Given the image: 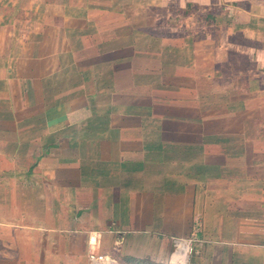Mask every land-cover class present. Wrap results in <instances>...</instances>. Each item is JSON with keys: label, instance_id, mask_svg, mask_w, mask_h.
Returning <instances> with one entry per match:
<instances>
[{"label": "crops", "instance_id": "obj_1", "mask_svg": "<svg viewBox=\"0 0 264 264\" xmlns=\"http://www.w3.org/2000/svg\"><path fill=\"white\" fill-rule=\"evenodd\" d=\"M26 2L0 11V264H161L189 238L195 264H264V26L243 17L264 0H186L171 25Z\"/></svg>", "mask_w": 264, "mask_h": 264}, {"label": "rangeland", "instance_id": "obj_2", "mask_svg": "<svg viewBox=\"0 0 264 264\" xmlns=\"http://www.w3.org/2000/svg\"><path fill=\"white\" fill-rule=\"evenodd\" d=\"M29 1L27 0V5L29 6ZM35 1V0H33ZM53 1H61V0H53ZM186 0H122V2L117 3V5L119 7H121L123 10H128L131 12H139L140 14H144L146 15L147 13H149V16L151 17V20L153 19V22L158 21L157 24L165 22L169 25L174 24V21L181 18V16L183 15V10L179 9L180 6H182L184 4ZM87 2V0H86ZM236 4V3H235ZM27 6V7H28ZM13 7V0H0V11H11ZM190 9V10H189ZM232 9L235 10V12L238 13V10L235 8H230V12H233ZM192 10V11H191ZM188 11L192 12V16L191 18L188 19V21H183V25L187 26L189 29L199 26V27H204V21L208 20V18H206V14L207 11L204 9H199L194 8L193 6H191L190 8H188ZM178 12V13H177ZM176 14V15H174ZM141 15H137V21H139V19ZM145 17V16H144ZM245 18L246 21H248L250 23V20L254 23H250L251 24V28H249L250 30L254 28H256L258 25L259 26H264V17H259L260 19H262L261 21H258V19H256L255 16V20L252 19V17H250V19L247 16H243ZM155 26V25H153ZM256 26V27H255ZM151 27V26H150ZM187 28V29H188ZM204 34V32L202 33V35ZM259 34V35H258ZM232 35H226L225 36L228 38V41H232V42H241L243 41L244 38H240V36L238 37L237 35L233 36ZM254 35V32L251 31V37ZM260 33H257L256 35H254V37L252 38H257L261 41V37H260ZM229 36V37H228ZM213 40V38H212ZM215 40V38H214ZM264 41V38H263ZM214 42V41H212ZM194 248V251L192 254H194V252L196 251V246L193 244L192 245ZM174 253V252H173ZM191 254V255H192ZM77 261V260H76ZM161 264H169L168 263H161Z\"/></svg>", "mask_w": 264, "mask_h": 264}, {"label": "built area", "instance_id": "obj_3", "mask_svg": "<svg viewBox=\"0 0 264 264\" xmlns=\"http://www.w3.org/2000/svg\"><path fill=\"white\" fill-rule=\"evenodd\" d=\"M194 238L187 240H176L174 253L169 261V264H195L191 262L190 257L194 251ZM108 256L106 254L90 253L89 264H101L106 261Z\"/></svg>", "mask_w": 264, "mask_h": 264}, {"label": "trees", "instance_id": "obj_4", "mask_svg": "<svg viewBox=\"0 0 264 264\" xmlns=\"http://www.w3.org/2000/svg\"><path fill=\"white\" fill-rule=\"evenodd\" d=\"M192 5H193L192 3H188L186 12H188V8H190Z\"/></svg>", "mask_w": 264, "mask_h": 264}]
</instances>
